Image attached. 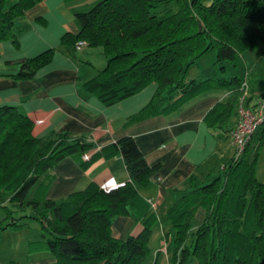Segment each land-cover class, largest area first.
Returning <instances> with one entry per match:
<instances>
[{
	"label": "trees",
	"instance_id": "trees-1",
	"mask_svg": "<svg viewBox=\"0 0 264 264\" xmlns=\"http://www.w3.org/2000/svg\"><path fill=\"white\" fill-rule=\"evenodd\" d=\"M38 1L15 0L6 6L7 0H0V41L11 38L16 43L14 19ZM206 1L97 0L75 12L80 29L64 33L61 43L84 40L86 46L102 48L106 64L84 87L105 104L157 83L150 101L129 120L170 110L210 88L222 87L230 94L207 112L205 121L210 127L224 128L245 91L242 83L248 82V91L252 79L264 83V66L254 71V77L205 79L188 78V69L211 50L220 74L224 62L236 66L238 55L247 50L264 57V0ZM53 51L19 60L13 76L32 78ZM172 91L178 92L175 98L169 95ZM166 98L171 101L163 106ZM33 125L34 120L15 106H0V210L4 212L0 234L20 228L22 218L33 219L44 238L29 242L28 251H49L57 264H147L150 226L120 239L112 235L111 224L116 215L128 213L137 185L147 184L160 163L148 164L134 138L123 135L93 156L121 154L131 182L108 190L92 183L64 198H45L37 186L39 178L66 155H84L95 143L68 132L37 137ZM262 142L264 124L241 156L233 155L203 179L190 176L188 190L167 210L173 229L168 264H189L192 259L197 264H264V182L255 176ZM198 208L204 216L191 229Z\"/></svg>",
	"mask_w": 264,
	"mask_h": 264
},
{
	"label": "crops",
	"instance_id": "crops-1",
	"mask_svg": "<svg viewBox=\"0 0 264 264\" xmlns=\"http://www.w3.org/2000/svg\"><path fill=\"white\" fill-rule=\"evenodd\" d=\"M14 1L7 0L6 6ZM96 1L40 0L14 19L12 32L16 43L11 38L0 41V106L13 105L32 118V132L37 137L68 132L72 137L95 143L84 154L86 156L66 155L47 170L46 176L39 178L37 186L45 198H64L92 183L111 189L131 182L121 154L93 156L120 136L131 135L147 163H160V166L147 184L137 185L136 194L127 204L128 213L112 219L111 232L114 237L124 239L138 235L145 225L150 226L147 264H168L173 229L167 219V210L188 190L191 175L203 179L233 156L230 129L236 122L238 103L224 128L210 127L205 121L207 112L230 94L222 87L210 88L170 110L135 120L129 118L150 101L157 88L156 82L111 104L103 103L94 92L84 87V82L106 64L102 48L85 46L76 49L74 45L61 43L64 33H77L80 29L75 12L89 8ZM50 48L54 49L50 61L38 68L32 78L13 76L18 71L19 60ZM215 60L216 53H206L189 67L187 77L253 76L259 66H264V57L256 50L238 55L237 68L224 62V74L217 72ZM194 66L196 69L189 77ZM239 70H242L241 74ZM251 81L246 104L253 106L264 90V83L259 84L257 78ZM169 95L175 98L178 92L172 91ZM249 96L252 98L247 100ZM170 101L166 98L162 105ZM3 216L0 213V219ZM203 216L204 210L198 208L193 220L199 224ZM43 238L42 235L37 240ZM31 241L35 240H24L27 255L22 264H57L49 251L29 252ZM10 247L14 248L13 245ZM0 264L12 263L2 260Z\"/></svg>",
	"mask_w": 264,
	"mask_h": 264
},
{
	"label": "rangeland",
	"instance_id": "rangeland-1",
	"mask_svg": "<svg viewBox=\"0 0 264 264\" xmlns=\"http://www.w3.org/2000/svg\"><path fill=\"white\" fill-rule=\"evenodd\" d=\"M205 2L207 3L208 1L205 0ZM211 51H213V50H211ZM213 52L215 53V51H213ZM203 55H205V54H203ZM225 63H228V62H225ZM228 65H230V64H228ZM236 66H233V68H237ZM195 69H196V66H194L192 68V70H190V72L188 74L189 77L192 76L191 72ZM241 72H242V70L241 71L239 70L240 74H241ZM241 88L243 89V85H241ZM244 89H245V91H244L245 92L244 93L245 94V101L244 102L247 103L246 102V94H247V92H249L248 91V89H249L248 82L246 83ZM239 99H240V97H239ZM239 99H238V102H239ZM236 120H237V114H236ZM262 124H264V122H261L256 127L254 132L251 134L250 138L256 132L257 128L260 127ZM255 176L257 177V179L259 181L264 182V142H262V144L260 145V147L258 149L257 159L255 162ZM102 189H104V188H102ZM104 190H106V189H104ZM30 212H31L30 210H27L25 213H30ZM0 213L4 214V212L2 210H0ZM19 214H20V212H19ZM21 222L23 225L20 228H18V229H7V231L5 233L2 232L4 234L2 237H1L2 233L0 234V237H1L0 238V262L2 260H6V261L10 260V262L12 264H22L26 258L25 256L27 255V248L24 245V240H26V239L37 240L39 238V236L43 235L42 230L40 229L38 223L35 220L28 219V218H22ZM197 224H198V221L193 220L191 229H195ZM15 243H16V245H15ZM12 245L14 247L13 249H12V247H10ZM189 264H197V263H196L195 259H192V261H190Z\"/></svg>",
	"mask_w": 264,
	"mask_h": 264
},
{
	"label": "built area",
	"instance_id": "built-area-1",
	"mask_svg": "<svg viewBox=\"0 0 264 264\" xmlns=\"http://www.w3.org/2000/svg\"><path fill=\"white\" fill-rule=\"evenodd\" d=\"M85 46L86 42L84 40H79L74 45L76 49H81ZM246 83L244 81L242 85L245 87ZM244 93L240 96L237 104V120L230 131L235 157L241 156L251 134L261 122H264V97L259 98L253 106H250L244 102ZM105 189L107 190L108 188Z\"/></svg>",
	"mask_w": 264,
	"mask_h": 264
},
{
	"label": "water",
	"instance_id": "water-1",
	"mask_svg": "<svg viewBox=\"0 0 264 264\" xmlns=\"http://www.w3.org/2000/svg\"><path fill=\"white\" fill-rule=\"evenodd\" d=\"M201 27H202V25L201 24H199V28L201 29Z\"/></svg>",
	"mask_w": 264,
	"mask_h": 264
}]
</instances>
